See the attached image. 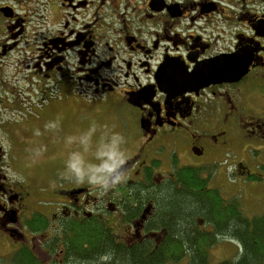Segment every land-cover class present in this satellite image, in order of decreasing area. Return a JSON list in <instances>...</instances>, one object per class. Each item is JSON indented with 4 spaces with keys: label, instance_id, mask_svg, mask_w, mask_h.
<instances>
[{
    "label": "flooded vegetation",
    "instance_id": "flooded-vegetation-1",
    "mask_svg": "<svg viewBox=\"0 0 264 264\" xmlns=\"http://www.w3.org/2000/svg\"><path fill=\"white\" fill-rule=\"evenodd\" d=\"M79 95L124 124V179L103 195L58 172L42 181L19 154L41 143L68 152L75 106H86ZM50 121L57 126L46 128ZM224 148L264 151V0H0L7 264H81L90 250L72 241L91 231L98 249L162 254L170 226L159 215V190L177 184L184 167L213 175L202 159ZM189 151L202 161L183 162ZM229 167L236 178H260L237 154ZM216 181L200 188L217 190L207 195L228 211L234 197ZM199 222L198 233L214 234L216 221ZM113 259L103 252L98 262Z\"/></svg>",
    "mask_w": 264,
    "mask_h": 264
},
{
    "label": "trees",
    "instance_id": "trees-1",
    "mask_svg": "<svg viewBox=\"0 0 264 264\" xmlns=\"http://www.w3.org/2000/svg\"><path fill=\"white\" fill-rule=\"evenodd\" d=\"M261 168L264 169V165ZM182 170L178 183L159 190L157 198L160 204V218L170 226L169 242L162 251L160 250L162 254L158 252L147 255L144 247L124 252L115 247L112 249L107 243L105 248L98 249L97 246L77 260L81 264H105L98 262L99 256L105 252L115 257L111 264H168L164 258L166 254L171 264L179 263L183 257H188L187 264H210L207 248L216 236L224 234L239 242L241 253L236 260L224 259L216 264H264V214L247 217L235 199L229 202L232 207L230 206L228 211L220 209L216 200L207 195L218 191L200 188L206 179L199 177V171L188 167ZM176 185H179L178 188ZM196 214L204 216V221L217 222V227L213 228L214 234L204 237L196 231ZM16 262L24 264L18 260ZM27 264L39 263L32 261Z\"/></svg>",
    "mask_w": 264,
    "mask_h": 264
},
{
    "label": "rangeland",
    "instance_id": "rangeland-1",
    "mask_svg": "<svg viewBox=\"0 0 264 264\" xmlns=\"http://www.w3.org/2000/svg\"><path fill=\"white\" fill-rule=\"evenodd\" d=\"M79 96L85 99L84 104L86 106L84 109L77 105L75 106L74 127L71 136L79 137L88 130L89 126L93 122H95L97 130L92 134V145L89 151L83 153V155L85 156V159L88 160V162L97 163L98 159L95 158L94 152L101 135L107 131L109 134L116 132L124 136V133L121 132V128H124V124L116 117L115 114L112 112L110 113L105 105L93 104L94 101L92 99L90 100L89 97H86L85 95ZM53 143L56 144L58 142L57 140H53ZM71 144L72 147L68 152H66V150L56 148V145L47 147L44 143H41L36 147H32L33 149L31 150H27L19 154L25 157L23 158L22 162L24 164L26 163L25 165L30 167L28 171H30V173H34L33 175H38L42 181H46L47 178L51 177L56 172L62 171L64 157L67 156L69 152L77 150L83 152L82 148L77 142L73 141ZM193 154V151H189L187 155H183L184 160L182 161L194 163L206 160L212 162L213 169H208V171H212L213 175H210L207 172H198L200 178L203 179L204 175H207V177H204V179H206L207 182L210 179V185L217 184V179L220 183V187L222 188L221 191L225 193V195H233L234 199L239 203L243 214L247 217L264 214V176H262L263 174L260 173L259 169L256 168V165L262 164L264 162V151L253 148L248 150L236 149L235 151H232L224 148L218 153L208 151L205 158L202 160L197 159ZM234 154H237V157L250 167L251 172L257 174L260 178L256 180L236 178V176L231 173V169L229 167ZM178 186L179 185H176L177 188ZM185 191L187 192L188 190L185 189ZM199 219V223L204 222V216L196 214L194 220L196 221ZM199 233L201 234L203 232ZM204 234L209 237L208 232ZM85 235L86 234H81L77 240L75 239L72 241L74 248H76L78 251L87 252V250H92L97 246L101 247L100 241L97 239L94 232L91 231L89 234H87L88 236ZM71 237L75 238V236ZM85 242H87L86 247L82 246V243L84 244ZM9 249L8 243L5 241H0V264H7L4 259V257L7 255L4 253H7ZM207 253L210 264H216L224 259L236 260L241 253V246L235 238H232L230 235L228 236L222 234L218 237L216 236L215 239L212 240L211 244H209L207 248ZM186 262L187 261L185 257H183V259H181L177 264H187ZM167 263L171 264L170 261Z\"/></svg>",
    "mask_w": 264,
    "mask_h": 264
},
{
    "label": "clouds",
    "instance_id": "clouds-1",
    "mask_svg": "<svg viewBox=\"0 0 264 264\" xmlns=\"http://www.w3.org/2000/svg\"><path fill=\"white\" fill-rule=\"evenodd\" d=\"M98 54V53H97ZM13 62L15 57L12 58ZM58 122H48L46 128H55ZM97 130L93 122L88 130L79 137L69 136L67 142H77L82 151H71L64 161L63 170L57 173L58 178L72 180L77 184H87L96 189L100 195H103L110 188L120 183L124 179L123 166L125 165L128 154L123 145L124 137L120 133L113 132L109 134L105 131L99 138L94 156L98 159L97 163H90L85 159L83 153L88 152L92 145V134ZM39 132H37V135ZM10 179L23 182L24 178L16 172L10 173ZM56 186V181L51 182ZM103 259H108L107 256Z\"/></svg>",
    "mask_w": 264,
    "mask_h": 264
}]
</instances>
